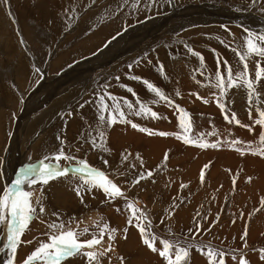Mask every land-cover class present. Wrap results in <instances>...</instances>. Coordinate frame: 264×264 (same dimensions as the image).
I'll list each match as a JSON object with an SVG mask.
<instances>
[{
    "label": "rangeland",
    "instance_id": "obj_1",
    "mask_svg": "<svg viewBox=\"0 0 264 264\" xmlns=\"http://www.w3.org/2000/svg\"><path fill=\"white\" fill-rule=\"evenodd\" d=\"M128 2L129 29H112L111 32V29H82V31L56 29L59 23L54 13H59L58 8L56 9L58 0H6V2L0 0V194L8 184L4 175L6 164L9 163L11 166L21 163H25L24 166L38 164L45 156L53 155L57 149L63 148L66 154L72 155L75 159H84L89 165L108 173L109 178L121 187L127 199L133 201L136 208L147 211L154 231L159 237L170 241L184 236H189L191 239L189 229L195 230L198 222L203 230L196 237L197 242L210 243L220 249H241L249 264H264L260 253L252 250L264 248V204L261 203L264 199V163L256 160L259 156L254 154L241 156L239 153L236 154L235 150L227 151L228 147L201 149L176 138V135L180 134L184 138L196 139V132L201 134L208 129V133L215 131L217 135H208L209 137L204 139L206 141L214 136L225 143L226 140H234L240 135L248 140L241 138L244 144L252 142L255 143L250 145L252 148H260L258 138L261 127L255 126L253 131L249 132L247 128L236 126V131H233L234 128L229 127L233 124L225 121L224 115L217 106L216 96L213 93L218 95V90L211 86H204L206 89L202 90L201 85L208 84L206 78L214 77V72L206 77L203 76L205 78H200L197 82L193 76L190 78V71H194L192 66H189V69L183 67L182 77L186 80L181 81V85L178 86L180 89L172 94L178 96L177 99L168 96L176 105L191 114L193 127L187 134L182 133L178 127L180 113L177 115L168 107L163 112V117L175 120V123H171V127L175 124V129L169 133V136L159 138L147 132L148 135L145 137L142 135L143 131L132 128L131 124L116 123L111 128L104 129L108 152L99 148L94 150L87 142L90 139L89 133L91 137L96 136L97 118L100 114L99 98L105 92L118 98L121 105L125 99L134 104L139 99L152 109H156L154 106H165L163 101L152 103L158 98H153L154 94L147 89L142 82L143 79H131V76L145 78L143 73L149 74L144 63L146 57L152 59L150 54L157 51V46L160 47L165 41H189L191 38L194 41L203 40L207 36L206 31H209V35L212 34L208 37L216 36L218 40L225 38L227 40L230 37V44L235 40L242 45L243 37L246 35L244 29L264 31V0H260L256 6H252V0H174V6H171L169 0H128ZM114 5L117 6L116 3ZM51 8H55L53 13ZM153 15H158L159 18L150 19ZM231 32L236 34L232 35ZM108 42L111 43L108 45ZM214 46L218 45L214 44ZM168 52L180 61L178 58V55H181L180 49ZM217 53L226 59L230 57L226 51L219 50ZM231 53L235 56L234 52ZM163 54L157 58H161ZM77 59L79 61L74 65L70 64ZM252 61L253 59L249 60L248 64ZM220 62L223 71L224 60ZM228 63L234 69L241 67L237 58ZM253 63L250 64L249 71L250 67L254 69ZM261 65L264 67V62ZM167 67L169 68L167 74L170 75L172 70L177 74L181 71L180 64L167 65ZM205 67L200 68L196 65L193 68H196L200 74ZM210 68L209 63L208 69ZM175 76L173 75L172 79ZM251 76L254 78V74ZM155 78L161 80L160 75ZM146 81H149L148 78ZM212 82L214 83V80ZM212 88L213 90H210ZM127 89L133 91L129 92ZM159 89L166 93L162 87ZM257 90L260 99L264 101V82ZM196 93L207 100L208 105L198 99ZM165 95L167 96V93ZM181 100L185 101V104H182ZM105 102L109 106L112 105V101L107 97ZM136 107L138 108L139 105ZM227 107L228 114L235 113L241 124H243L242 120H247L251 126L257 118L256 109L253 108L255 112H252V119L248 120L249 112H245L248 108L247 97L242 89L234 88L229 91ZM259 107L264 109V103ZM233 109L239 113L232 112ZM122 110L125 113L128 111L123 107ZM127 119L140 128L152 131L153 129L159 131L160 124L165 126L167 124L164 119L160 123L152 118L144 122L138 120L139 117L136 116H128ZM217 119L223 122L217 125ZM147 122H151L150 126ZM122 124H128L130 131H136L137 134L128 138L126 131L124 141H114L113 132L116 128H121ZM57 137L61 139L58 140ZM168 137L170 139H167ZM61 140L64 141L63 145ZM149 140H154V143ZM144 141L147 144L151 143L148 148H143ZM140 142L141 146L138 145ZM155 143L159 144L156 147L161 146V148L152 149L151 145ZM122 144L124 145L121 146ZM165 153L168 154L167 161L164 159ZM105 160L109 162L107 166L104 164ZM71 162L74 161L62 159L59 164L67 167ZM205 165L208 167L204 170L205 179L202 183L200 173ZM148 171H152L153 175L133 185L132 181L140 173ZM232 176L236 177L235 184L234 180H231ZM70 178L77 180V184L81 183L71 175L53 181ZM248 178L251 180L249 181ZM53 183L48 184L49 187L45 186L44 195L48 194L45 191H50ZM168 183H173L174 188L177 189H175L176 194L169 198L168 205L161 198H159L160 202L155 200L151 193L148 194L150 198H147V190L153 192L161 189L164 195H169L167 189L161 187L162 184L167 187ZM181 185L185 187L182 188ZM37 187L40 188V185ZM82 195L83 203L79 197L77 200L72 198L78 203V207L81 206L78 216H75V219L67 216L68 219L64 220L74 219L79 229L85 228L86 220L90 216L91 219L95 215L101 216L102 218L96 221L105 222L107 216L104 217V214H107L105 212L112 209L116 211L120 208L123 211L119 213L116 211L115 215L109 214L110 227H119V220L128 218L125 199L109 202L101 191H94V194L82 193ZM164 198L168 200L167 196ZM45 206V214L50 213L51 218H54L53 209L49 211L46 204ZM192 209L193 217L188 219L189 211ZM182 212L185 215L180 218ZM84 219L86 220L83 221ZM135 223L134 220L133 224ZM72 225L73 228H77L76 225ZM127 227L129 228L127 239L124 238L125 233L121 230V234L117 236L119 243L128 244L137 235L138 246L150 251L143 245L137 228L128 225ZM4 229L3 231V228H0V249H4V245L7 244V227L4 226ZM246 229L248 247L244 248L241 236ZM228 230H232L233 233ZM33 231L36 229L29 230V232ZM91 231H99L95 223ZM135 232L138 234H134ZM41 237L43 241H47L46 236L44 239L43 236ZM89 238L90 234L82 237V239ZM34 239L33 236L27 241ZM38 244L25 243L28 249L26 253H21V245H19L14 264H23L22 259L35 250ZM156 246L158 249L161 247L158 242ZM5 250L0 251V264H4L8 258ZM150 252L155 254L158 260L163 261L158 252ZM81 257L78 256L82 260L78 262L86 264V258ZM120 257L124 258L123 264L124 261L127 264L128 259L144 258L137 252L126 253L123 256L117 251H112L102 262L121 264ZM239 259V256L236 261H233L231 256L225 257L226 264H239ZM189 264H208V259L193 248Z\"/></svg>",
    "mask_w": 264,
    "mask_h": 264
},
{
    "label": "snow or ice",
    "instance_id": "obj_2",
    "mask_svg": "<svg viewBox=\"0 0 264 264\" xmlns=\"http://www.w3.org/2000/svg\"><path fill=\"white\" fill-rule=\"evenodd\" d=\"M6 2V0H5ZM260 0H252V6H256ZM135 6V5H134ZM227 30V29H226ZM246 35L243 37L244 44L237 43L235 47H230L231 50L238 57V63L241 67L234 69L226 60L223 62V71H221V62L217 60V68L214 73V77L208 79V84H202L201 86H211L218 90L216 96L217 106L220 108L221 113L224 115L225 121L229 124H235L236 126L244 127L253 131L255 126L261 127V133L258 138L260 148L251 149L249 145L247 149L237 148L236 145H242L244 142L238 138L225 143H229L232 150L239 151L241 155L245 154L246 150L251 151L252 154H260L264 157V109H261L259 105L264 103L260 99V93L258 92L259 82L264 79V67H261L264 62V31H253L252 29H244ZM189 52L192 50L189 48ZM192 55L199 56L198 53L192 52ZM201 60V66L203 67V57H199ZM255 58L256 71L254 79L249 72L248 61ZM131 68V65L129 66ZM161 74L163 75V66L161 65ZM242 69V70H241ZM39 71V69H36ZM131 79L142 80L140 77H131ZM214 80V83L212 82ZM147 89L154 94L158 100L154 99L153 104L158 101H163L167 106L174 107L175 110L180 113L178 116V127L181 132L187 134L193 127L191 120V114L184 108L176 105L175 102L158 87L154 86L151 82L142 80ZM242 89L246 93L249 119H252V109L255 108L257 112V118L253 121V124L243 125L237 118L235 113L228 114L227 96L232 89ZM132 92V89H127ZM135 95V93H133ZM179 95V93H177ZM198 99H201L204 103H208L203 97H200L198 93L195 94ZM105 97L112 101V105L109 106L105 102ZM136 105H139L137 108ZM123 108H127L125 113ZM99 115H98V127L96 129V136L91 137L87 141L93 147V149L99 148L101 151L108 152L109 149L106 145V132L105 128H111L116 123H128L131 127L140 131L148 132L150 135L155 134L159 136H168L169 133L165 132H153L149 129L140 128L136 123L127 119L128 116H136L152 119H166L161 117L157 112L152 111L151 108L143 101L137 99L134 103H130L128 100H123L121 105L120 100L110 93L105 92L103 96L99 98ZM71 115V114H69ZM188 118L187 120L185 118ZM205 134H198L196 139L184 138L182 135L177 134V139H182L185 144H192L193 146L206 148H217L220 146V141L216 143H208L203 139ZM208 135H217L215 131L208 133ZM231 135V133H229ZM60 140V137H57ZM61 144L64 141L61 140ZM126 158V157H124ZM74 161V164H70L67 167H62L59 164L60 160ZM165 161L168 159V154L165 153ZM108 161L105 160L104 164L107 166ZM208 165H205L207 168ZM71 175L78 178L81 183L75 187L76 195L81 199V203L84 202L82 193L94 194V191L103 192L105 198L112 202L116 199H125V211L129 212L127 218L128 226H135L140 233L141 241L150 251L159 254V256L165 261V264H189L191 249L195 248L201 255L206 256L208 264H226L225 257L231 256L233 261H236L237 256L240 257L239 264H249L245 259V253L241 249H220L203 242H197L196 237L201 233L202 225L197 222L196 229H189V236L177 238L175 241L163 239L157 235L154 231L153 225L146 210L136 208L133 201L128 200L126 193L122 191L121 187L109 178L108 173L98 169L84 159H75L72 155H68L64 152L63 148L57 149L55 154L45 156L38 164H27L20 168L15 178L5 185L4 191L0 194V225L7 227V244L4 249L7 250V260L4 264H14V258L17 253L19 245L23 243H33V241H23L21 237L30 230V224L36 220H40L42 223V216L45 214V195L44 187L51 181L60 177ZM122 175V173H121ZM152 171L146 173H140L133 181V185L139 184L141 180L146 177L152 176ZM201 182H204L205 172L202 169L200 173ZM249 181L251 178H248ZM235 184V180L233 181ZM39 184L40 188L37 189L34 186ZM181 187H185L181 185ZM264 204V199L261 201ZM259 209H257L258 211ZM116 211L119 213L120 208ZM199 216V213H197ZM56 217V221L46 222L48 232L44 235L47 236V241L41 240L38 247L35 248L23 261V264H64L68 258L82 256L86 258V264H102L103 258L114 251L113 241L116 239L115 233L117 229L110 227L109 223L96 221L94 222L99 229L98 232L90 233L89 239H82L85 235L89 234L87 227L83 229L73 228V219L64 221L60 218V214L53 213ZM136 221L133 224V221ZM163 223V220H161ZM210 231V228L208 229ZM127 239L128 227L123 229ZM171 231V230H169ZM248 235L247 229L241 236V240L244 241V248H247L246 237ZM105 238L107 239V246H105ZM157 241L161 246L159 249L156 244ZM87 249V250H86ZM260 253V258L264 260V248L252 249ZM121 264H123V257L119 258ZM109 264L111 262L109 261Z\"/></svg>",
    "mask_w": 264,
    "mask_h": 264
},
{
    "label": "crops",
    "instance_id": "obj_3",
    "mask_svg": "<svg viewBox=\"0 0 264 264\" xmlns=\"http://www.w3.org/2000/svg\"><path fill=\"white\" fill-rule=\"evenodd\" d=\"M58 2L59 4L57 5L56 9L58 8L59 13L58 14L54 13V17L57 23H59L56 29H78V30L111 29V32H112V29H120L122 25L124 24V22L126 21V17L128 16V9H127L128 1L127 0H118V1L117 0H58ZM114 3H116L117 6H115ZM53 9L55 10V8L50 9L51 13H53ZM169 50H173V49L171 48ZM163 53L164 52H162L161 54ZM157 56L158 55H156V57ZM164 56L165 54H163L162 56L163 58L161 59L159 58L158 60V62L162 66L167 67V65H172V64L181 65L182 63H184L183 60H180V61L174 60L171 57L164 58ZM171 74L176 75L175 76V79H176L177 73L172 70ZM167 76L169 77L170 74H167ZM147 78L155 82L157 86L160 85L158 84V81H161L159 78H155V76H148ZM164 87H166V89H168L169 91V88H170L169 86L168 88L167 86H164ZM167 96H169V92ZM165 106L167 105L165 104ZM142 135L145 136L144 133H142ZM153 141L154 140H149V142L151 143H154ZM151 143H148L146 145L144 144L143 148H148V146ZM141 144L142 143L140 142L138 145L141 146ZM157 145L159 144L158 143L152 144L151 148L160 149L161 146L156 147ZM256 160H258L261 163H264V160L262 159L258 158ZM168 182H171V181H168ZM168 184L169 185H167V187H164V184H162L161 187L164 188L165 190L167 189L166 192H168L169 195H164L165 193H163L161 189L153 190V192H150V190H147V195H146L147 198L148 197L150 198L148 194L151 193L155 200H158L160 202L159 198H161L168 205L169 203L167 202H169V198L176 194V191H175L176 187L174 188V184L173 183H168ZM159 190H161V193H159ZM178 191H184V190L178 189ZM166 196L168 200H165L164 197ZM184 215L185 213L182 212V214H180V218L184 217ZM192 217H193V209L189 211L188 219H191ZM130 241H133L130 247L121 248V254L123 256H125L126 253L132 254L133 252H137L138 254H141L144 256L142 260H138V261L143 262V264H165L164 260L163 261L161 259L158 260L155 254H151L150 251H145V249L142 248V246H138V236L137 235L134 236V239ZM130 263L131 262L128 259L127 264H130ZM124 264H125V261H124Z\"/></svg>",
    "mask_w": 264,
    "mask_h": 264
},
{
    "label": "bare ground",
    "instance_id": "obj_4",
    "mask_svg": "<svg viewBox=\"0 0 264 264\" xmlns=\"http://www.w3.org/2000/svg\"><path fill=\"white\" fill-rule=\"evenodd\" d=\"M208 13V12H207ZM218 52V51H217ZM220 53V52H219ZM219 55V54H218ZM65 57V56H64ZM153 84L156 86V87H158V88H163L164 90H165V92L167 93V95H168V89H166V87H164V86H162V85H159V86H157V84L155 83V82H153ZM167 88H168V86H167ZM144 93V92H143ZM165 93V94H166ZM176 99V98H175ZM181 103L182 104H185V102H182L181 101ZM189 105V104H188ZM202 109V108H201ZM165 120V119H164ZM168 120H169V118H166V121H165V123L166 122H168ZM153 122V121H152ZM151 122H148V126H150L149 124H150ZM146 124V123H145ZM120 127L121 128H116L115 130L116 131H114L113 132V135H112V139L114 140V141H117L118 140V142L119 141H124V132H128V135H127V137L128 138H132V137H134L136 134H137V132L136 131H134V132H131L130 130H131V128H130V126L128 125V124H122V125H120ZM145 133H147V132H145ZM147 135H148V133L147 134H145V137H147ZM150 135V134H149ZM150 137V136H149ZM46 144H47V142H46ZM49 144V143H48ZM144 144L146 145L147 143H146V141H144L143 142V146H144ZM52 145V144H51ZM124 144H122L121 146H123ZM45 146V145H44ZM123 148V147H122ZM125 148V147H124ZM218 149V148H217ZM229 149H231V148H229ZM43 150V149H42ZM236 151V150H235ZM219 153V152H218ZM15 154V153H14ZM13 155V154H12ZM210 155H212V154H210ZM255 156H259V158H264V157H262L260 154L258 155V154H254ZM223 156V155H222ZM15 161V160H14ZM14 161H12L13 163H14ZM24 161V160H23ZM7 163V162H6ZM74 163V162H73ZM72 162L71 163H69V164H73ZM24 164L25 163H21V164H17V165H10L9 163L8 164H6L5 165V167H4V170H5V168H6V172H5V174L4 175H6L5 177H6V180H7V182L8 183H10L14 178H15V174H16V172L20 169V168H22V167H24ZM221 164V163H220ZM61 166H62V164H60ZM22 166V167H21ZM219 169V168H218ZM224 171V170H223ZM13 172V173H12ZM195 172V171H194ZM67 178V177H66ZM68 179V178H67ZM76 179H78V178H76ZM76 181L77 180H73V179H69V180H64L63 179V181H60V180H58V181H52V182H50L49 184H51V183H53V187L50 189V191L49 190H47V191H45L46 192V194L47 195H45L46 196V200H45V204L47 205V207H48V209H49V211H51L52 209H53V211L54 212H57V213H59L60 214V218L62 219V220H66V219H68V218H71V217H75V216H78V214L80 213V209H81V206L80 207H78V203L76 202V201H73V199L72 198H75V200H77V195H76V191L74 190L75 189V187L78 185L77 183H76ZM39 184H37V185H35L34 187L35 188H37V189H39L37 186H38ZM55 185V186H54ZM48 187H49V185H48ZM46 187H44V189H45ZM254 192V191H253ZM260 194V193H259ZM258 194V195H259ZM79 199V198H78ZM121 211H123V210H121ZM120 211V212H121ZM105 213H107V214H104V217L106 216V219L104 220L105 222H107V223H109V220H111L110 218H109V214L110 215H113L114 213L116 214V211L114 210V209H112V211H107V212H105ZM118 213V212H117ZM114 214V215H115ZM67 216H68V218H67ZM54 217V216H53ZM125 217V216H124ZM56 217H54V218H51V216H50V213H47V214H45V215H43L42 216V220L43 221H45L44 223H42L40 220H36V221H34V222H32L31 224H30V229L31 228H35L36 229V231H33V232H29V230L28 231H26V233L24 234L25 235V237L24 236H22V239L25 241V242H27V240L30 238V237H35V239L33 240V244H38L41 240H42V237L41 236H43V239L45 238V236L46 235H44L46 232H48V228H47V226H46V222H53V221H56V220H54ZM92 217L90 216L87 220L86 219H84L83 221H85L86 220V223H85V227H87L88 229H89V234L90 233H92V227H94V222H96V220L97 219H100V218H102L101 216H98V215H95V216H93V219H91ZM53 219V220H52ZM75 219V218H74ZM74 219H73V222H72V224H74V225H76L75 223H74ZM70 220V219H69ZM117 220H119L118 218H117ZM120 221V226L119 227H115V229H117V232L115 233V236H116V239L112 242V243H114L113 244V246H114V252L115 251H117V253L119 252V253H121V248H128V247H130V245L133 243V241H130L128 244H124V243H119V240H117V236L119 235V234H121V230H123L125 227H127V218H124V219H120L119 220ZM40 225V226H39ZM117 225V223L115 224V226ZM4 226L5 225H1L0 226V228L2 227L3 228V231L5 230L4 229ZM77 226V225H76ZM96 226V225H95ZM6 227V226H5ZM72 227H74L73 225H72ZM135 228V227H134ZM136 229V228H135ZM234 230V229H233ZM2 231V232H3ZM120 231V232H119ZM228 231H230V230H228ZM230 232H232V230L230 231ZM233 233V232H232ZM134 234H138L137 232H135ZM229 235V234H228ZM86 236V235H85ZM0 237H1V235H0ZM47 237V236H46ZM229 237H231V236H229ZM5 238H6V236H5ZM228 238V237H227ZM4 239V238H3ZM47 239V238H46ZM226 239V238H225ZM122 240V239H121ZM125 240V239H124ZM123 241V240H122ZM1 242V241H0ZM105 246H107V239H105ZM2 245H4V244H2ZM5 246V245H4ZM22 247V248H21ZM29 247H31V246H29ZM3 249V248H2ZM87 250V249H86ZM6 251V250H5ZM20 251H21V253H26L27 251H28V249H27V246H25V243H23V244H21V246H20ZM113 255V254H112ZM6 257V256H5ZM78 256L77 257H73V258H69V259H67L65 262H64V264H77V263H79L78 261L79 260H81L80 258H78ZM82 259H84L83 257H81ZM25 259H22V261H24ZM130 260V264H143V262H141V261H138V260H136V259H129ZM73 261H75V262H73ZM82 261V260H81ZM103 261H104V258H103ZM80 264V263H79ZM102 264H103V262H102Z\"/></svg>",
    "mask_w": 264,
    "mask_h": 264
}]
</instances>
